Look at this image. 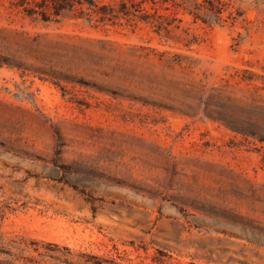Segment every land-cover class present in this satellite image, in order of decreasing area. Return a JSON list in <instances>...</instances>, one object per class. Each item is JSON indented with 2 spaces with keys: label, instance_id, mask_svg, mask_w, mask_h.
Wrapping results in <instances>:
<instances>
[{
  "label": "rangeland",
  "instance_id": "obj_1",
  "mask_svg": "<svg viewBox=\"0 0 264 264\" xmlns=\"http://www.w3.org/2000/svg\"><path fill=\"white\" fill-rule=\"evenodd\" d=\"M97 1L0 0V264H264V0Z\"/></svg>",
  "mask_w": 264,
  "mask_h": 264
},
{
  "label": "trees",
  "instance_id": "obj_2",
  "mask_svg": "<svg viewBox=\"0 0 264 264\" xmlns=\"http://www.w3.org/2000/svg\"><path fill=\"white\" fill-rule=\"evenodd\" d=\"M10 8L23 13L39 23L60 22L64 18L85 19L89 24L99 25L108 19L109 6L97 0H8ZM199 9L204 4L196 2Z\"/></svg>",
  "mask_w": 264,
  "mask_h": 264
}]
</instances>
